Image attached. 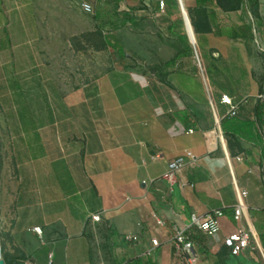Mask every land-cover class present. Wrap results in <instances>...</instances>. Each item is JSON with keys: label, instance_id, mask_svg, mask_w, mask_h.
Listing matches in <instances>:
<instances>
[{"label": "crops", "instance_id": "0c3cea01", "mask_svg": "<svg viewBox=\"0 0 264 264\" xmlns=\"http://www.w3.org/2000/svg\"><path fill=\"white\" fill-rule=\"evenodd\" d=\"M140 1L155 12L152 16L166 20L172 33V24L181 17L194 57L200 63L202 57L210 83L224 90H213V96H114L111 105L97 96L95 110L80 103L76 125L73 108H52L62 150L48 162L33 156L16 163L17 191L10 203L2 196L4 208L11 203L14 209L46 207L39 222L27 227L17 223L14 210V222L6 229L10 246L3 250L12 264H43L40 254L46 264L49 254L54 264H63L79 252L85 253V264H186L175 241L179 230L194 244L195 264H264V100L238 95L235 86L252 76L249 66L235 59L231 67L224 64L226 53H245L240 59L248 61L255 47L264 49V0H258L255 17L245 2L238 10L224 11L215 0H177V6L165 0L168 9L162 11L158 3ZM199 8L207 10L212 31L193 35L188 13ZM119 15L118 26L137 20L130 12ZM199 67L203 69L202 63ZM224 93L240 103L238 116L230 115L221 101ZM60 97L66 105L69 98ZM179 157L187 164L170 178L169 163ZM47 171L60 182L56 189L37 187ZM238 205L244 207L239 221ZM215 209L224 212L217 234H207L192 222V214L204 216ZM98 212L101 220L93 221ZM35 226L42 227L41 235ZM242 226L251 233V245L235 256L224 239ZM128 234L138 239L129 240Z\"/></svg>", "mask_w": 264, "mask_h": 264}, {"label": "rangeland", "instance_id": "374dc122", "mask_svg": "<svg viewBox=\"0 0 264 264\" xmlns=\"http://www.w3.org/2000/svg\"><path fill=\"white\" fill-rule=\"evenodd\" d=\"M82 1L92 3V13L82 9ZM122 1L0 0L2 247L10 246L6 229L14 222V210L17 223L26 227L38 223L42 214L43 206L25 204L14 209L11 203L4 208L1 201L3 196L10 203L17 191L16 163L33 156L41 163L48 162L62 150L60 133L52 124V108H73L76 125L80 103L89 111L95 110L97 96H104L105 104L111 105L114 96H213V90H224L210 83L201 55L203 69L194 55L168 64L183 48L177 35L169 31L166 20L152 16L155 12L148 6L146 9L142 1ZM151 2L158 3L162 11L168 9L166 4L162 8L158 0ZM244 2L255 17L253 5L248 4L249 0ZM125 12L137 20L118 26L119 14ZM248 19L252 24L250 15ZM180 31L185 32L184 25ZM251 44L257 46L255 41ZM255 50L248 61L240 59L245 53L224 55L225 65L231 67L235 59L240 66H249L252 73L235 86L239 96H264V49ZM234 71L239 73L240 69ZM197 89L200 93H188ZM60 96L69 98L66 105ZM59 183L47 171L42 172V180L36 185L49 190ZM92 248H97L95 241ZM84 254H71L62 263L85 264ZM39 258L46 264L45 255Z\"/></svg>", "mask_w": 264, "mask_h": 264}, {"label": "built area", "instance_id": "2783aa9c", "mask_svg": "<svg viewBox=\"0 0 264 264\" xmlns=\"http://www.w3.org/2000/svg\"><path fill=\"white\" fill-rule=\"evenodd\" d=\"M159 4L162 8L165 7V0H158ZM82 9L87 13L93 12V5L91 2L82 1L81 2ZM257 99L264 100V96H257ZM221 101L228 105L229 107V114L232 116H238L240 103L235 102L233 97L227 93L222 94ZM190 132H193L191 129ZM241 159V157H238ZM187 164L186 159L184 157H179L176 160L169 163V171L167 172L168 177H173L175 172L181 170ZM244 196L248 194L246 190L242 192ZM244 207L242 205H238L235 208V219L237 221L241 220L243 216ZM224 215L222 209H215L211 212L207 213L204 216H199L197 214H192V222L199 227L202 231L207 234H217L221 229V222L220 219ZM93 221L99 222L102 218L101 213H95L91 216ZM157 223L159 225H164V221L158 219ZM35 232L38 234L43 233V229L40 226H35L33 228ZM129 240H137L138 237L133 234H128L126 236ZM251 233L242 227H239L229 235H227L224 239V244L229 248L230 253L235 256H239L243 254L251 245ZM175 241L180 245V249L183 252L186 258V264H195L196 262V255L194 252V244L188 237L185 235L184 230H179L176 234ZM153 246H158L160 244L157 238H153L152 240ZM4 258L3 255V248L1 244V237H0V259ZM48 264H54L53 261V254H49Z\"/></svg>", "mask_w": 264, "mask_h": 264}, {"label": "trees", "instance_id": "16d2710c", "mask_svg": "<svg viewBox=\"0 0 264 264\" xmlns=\"http://www.w3.org/2000/svg\"><path fill=\"white\" fill-rule=\"evenodd\" d=\"M216 5L220 7L224 11H235L242 7L244 0H215ZM252 2V5L254 7V14L257 13L259 8V1L258 0H250ZM167 2L174 3L175 6H177V0H167ZM190 19L192 26L194 28V31L196 34L200 32H210L212 31V27L209 21V17L207 14V10L205 8H199L195 10V13L189 9ZM183 26V20L181 17L177 18L175 20V23L172 24L171 29L175 35L179 38L181 41L183 48L179 51V53L176 55L175 58L168 61L167 63L170 64L172 61H175L179 57H190L193 55L192 48L189 44V39L185 32L179 31L177 29L181 28ZM244 29L248 32L252 31L251 27L243 26ZM248 32L245 33V35L248 36ZM107 41V40H106ZM209 71V68H208ZM4 250V247H2ZM4 259L6 260L7 264H12L14 261L9 253H4ZM16 263V262H15Z\"/></svg>", "mask_w": 264, "mask_h": 264}, {"label": "water", "instance_id": "95a60500", "mask_svg": "<svg viewBox=\"0 0 264 264\" xmlns=\"http://www.w3.org/2000/svg\"><path fill=\"white\" fill-rule=\"evenodd\" d=\"M184 16L187 17V18L189 19L188 14H187V12H186L185 10H184ZM185 17H184V18H185ZM189 20H190V19H189ZM185 23H186V18H185ZM190 23H191V21H190ZM191 27H192V32H193V35H194V29H193L192 24H191ZM187 34H188V37H189V41L193 44L192 37H191L190 33L188 32V30H187ZM194 38H195V37H194ZM0 264H6L4 258L0 259Z\"/></svg>", "mask_w": 264, "mask_h": 264}]
</instances>
